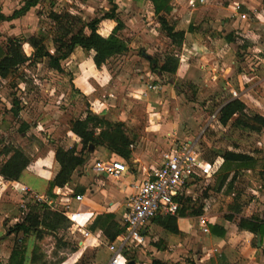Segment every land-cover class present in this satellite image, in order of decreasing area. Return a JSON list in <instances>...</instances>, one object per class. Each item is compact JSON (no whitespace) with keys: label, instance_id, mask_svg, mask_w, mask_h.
Returning a JSON list of instances; mask_svg holds the SVG:
<instances>
[{"label":"rangeland","instance_id":"rangeland-1","mask_svg":"<svg viewBox=\"0 0 264 264\" xmlns=\"http://www.w3.org/2000/svg\"><path fill=\"white\" fill-rule=\"evenodd\" d=\"M26 1L29 0H0V13L13 14L14 10L23 6ZM115 4L116 14L123 24L118 34L128 41L130 48L125 53L126 58L116 55L102 66L100 71L108 70L110 75L106 72L98 74L92 65H88L87 61L92 52L77 50L62 61L64 71L50 68L48 59H30L7 78L0 77V166L9 156L7 153L15 148L22 149L32 165L39 157H47V162L51 164L58 147L68 149L75 146L79 152L82 149L81 138L72 127L76 120L84 119L87 115L121 124L120 129L130 140V157L124 159L105 145L90 150L86 148L83 150L87 158L86 163L79 166L72 175L74 184L80 187L81 182H84L85 187L90 189L88 196L93 202L89 203L100 201L104 207L109 202L108 198H111L106 194L110 180H105L107 184L100 186L93 176L87 178L86 166L97 158H120L127 164L129 172L134 173L137 178L142 176L145 166L158 163L161 151L166 147L165 138L169 134L176 132L180 140L194 139L202 134L211 113L230 99L224 89L227 80L238 90L237 97L245 101L246 111L250 115L264 114V85H261L264 82V64H257L255 60L264 59V51H260L264 50V45H259V49L254 47L257 45L255 41L264 42V26L259 27L260 34L256 31L258 37L252 41L243 36L242 39L236 38L240 43L234 65L235 72H246L244 80L247 83L246 87H242L243 91H240L235 74L223 75L222 63L218 68L220 76L214 78L213 75H208L203 83L197 84L199 79H202L197 66L205 62L211 64L213 60L198 61L193 60L187 53L183 54L182 46L173 44L166 31L156 22L157 18L152 15L150 17L151 5H147L143 0H38L37 5L20 17L0 20V48L4 50L9 38L15 37L24 42L25 52L31 55L33 48L26 40L34 34H41L45 37L48 47L54 51L52 37L56 27L50 17L52 10L68 12L78 19L89 21L111 10ZM262 4L264 2L260 5ZM116 23L115 21V25ZM100 31L104 32L102 27ZM246 40L253 52L257 49V57L250 55L251 49L248 47L242 51ZM144 53L159 63L169 55H177L178 58H183L184 68L190 63L191 70L189 74L185 73L184 77V70H181L180 75L165 76L158 72L148 75L146 72L152 67ZM134 54L138 59H134ZM227 60L228 58L222 62ZM132 63L139 69L138 78L122 74L120 71L123 68L128 69ZM91 71L96 81L88 86L85 93L80 84L82 81L86 83L87 75L91 74ZM15 101L19 102L17 116L12 113L13 107L16 106ZM238 119L239 115H234L223 127L219 122L215 123L214 131L202 141L205 157L213 159L216 157L215 152L232 149L254 156L255 161L247 168L237 169L232 165L230 168L221 169L213 177L199 183V186L192 187V200L187 204L186 213L201 208L203 213L223 215L238 206L248 208L261 198L264 200L260 187V184H263L260 179L264 178V127L261 131H251L238 125ZM169 122L173 125L162 130V126ZM89 126L97 133L109 128L106 124L96 126L94 120L90 121ZM227 171L232 175L237 172L235 180L228 189H218L221 178ZM99 175L108 177L104 173ZM1 177L5 180L2 175ZM0 190H3V194L5 192L0 199V221L3 220L7 232L11 214H17L21 210L24 211L23 216L27 208L25 210L19 205L12 187L3 188L1 183ZM62 206L59 203L57 208L61 209ZM98 209L104 210L102 207ZM153 231L148 245L158 240L164 242L162 236L168 232L156 224ZM32 234L30 246H27L25 264H58L66 259L68 260L62 264H73L76 258L77 264H96L98 261L96 249L80 250V246H83L81 242L85 241L87 236L67 222H62V226L56 231L42 228ZM15 238L14 234L4 242L6 245L0 246L2 264L7 260L8 251L13 247L11 245ZM28 239L29 236L27 244ZM90 240L86 246H91ZM34 241L36 245L33 246ZM98 246L106 244L101 242ZM137 253L136 250L128 255Z\"/></svg>","mask_w":264,"mask_h":264},{"label":"crops","instance_id":"crops-1","mask_svg":"<svg viewBox=\"0 0 264 264\" xmlns=\"http://www.w3.org/2000/svg\"><path fill=\"white\" fill-rule=\"evenodd\" d=\"M143 1H145L147 5H151L150 17L152 15L157 18L155 14L154 4L150 0ZM262 2H264V0H169L166 3L162 13L169 17L168 19L170 23L173 24L177 30L186 31L185 39L181 45L183 54L187 53V55L193 60H213L211 64H206L205 62L197 66L198 69H200V75L202 76V79H199V82H197V84L203 83V81L206 80V76L208 75H213L214 78L220 76L221 74L219 73L218 68L222 63L223 75H227V73H230V75L235 74L238 77L237 81L240 85V91H243L242 87H246L247 83V81L244 80V74L246 72L240 70L235 72L236 68L234 65L237 48L239 47L238 44L240 43L236 40V38H241L243 36L245 39H248V41H250V39L252 41V39L258 37L257 35L259 33V27L264 26V4H262V6L260 5ZM3 14L5 16L12 15H7L5 13ZM242 14H246V17H243ZM156 22L160 25L158 18ZM103 23L106 27H108L107 29L106 27L103 28V30L105 31V35H108L113 29L115 21L106 20ZM237 35L241 36L237 37ZM255 42V44L257 45H254V47L257 49H259V45H264V42L262 41ZM244 43L245 44L242 47L244 50L242 51H245V48L247 47L249 49L252 48L250 47V45H248L249 42H247V40L244 41ZM252 49L250 50V55H254L255 57H257L255 53L257 49H254V52L252 51ZM77 50L83 51L84 49L78 46L72 54H74V52ZM92 55L93 52L89 57L90 59H88L87 61L88 65H92V68L95 69L98 74L106 72L110 75L108 70H106L105 72L100 71L102 66H105L107 62L100 68H98L93 62ZM144 55L146 56L148 61L152 57L146 55L145 53ZM134 57V59H138V56L136 54H134ZM122 58H126V55L122 54ZM227 58V61L222 62ZM257 59L258 58H255V60L258 62L257 64H261L263 66L264 59ZM189 64L190 63L186 64L188 66L187 68H184L183 58H179V67L177 69V72L173 75H180L181 70H184L183 77L185 76V73L189 74V70H191V66ZM210 69L213 71H210ZM120 71L122 74H130L129 76H133V78L140 77L138 74L139 69L134 63L129 64L128 69L123 68V70L121 69ZM154 72L155 71H153L152 69H149L146 74L151 75V73ZM163 75L166 76L172 74ZM94 80L95 77L93 76V71H91V74L87 75L86 83L84 81L81 82V90L86 93L88 86L94 84ZM226 84L227 85L224 86V89L226 90H228L230 86H233L232 82H230L229 80H227ZM261 85H264V82ZM155 115L157 116V114ZM219 124L221 123L219 122ZM170 125H173L172 122L164 124L162 126V130H166L170 127ZM220 126L223 127L225 125L221 124ZM217 156L223 157L221 154H218ZM116 159L122 160L120 158ZM47 160V157H39L38 160L36 159V161H34L35 164L33 165L30 161V164L23 170L20 179L18 180H4L0 175V179L2 178V180H0V184H3V188L10 186L13 188V190H15L16 195L14 196L20 206L22 204L23 195L18 190L17 186L26 184L36 192H38L40 195L46 196L48 200L52 202V205L54 207L53 209L62 212L65 204L69 203L72 209L92 211L93 214L90 217L89 221L86 223V228L91 231V235L85 237L86 240L81 242L83 246H80V250L86 248L96 249V260H98L96 264H107L112 254L111 250L108 247V244L110 242L119 241L118 237L120 235H118L116 239L111 240L101 228L93 229L92 225L98 214L112 213L114 215V218L110 221V223L115 222L122 227L123 216L127 207V197L135 191V186L137 185V183H139V181L146 176V173L150 169V166L154 165V163L145 166L143 168V175H140L138 178L134 173L129 172L128 170L119 179L113 178L111 176L104 177L96 174V172L92 169L93 163L96 159L93 163L86 166L85 175L87 176V178L89 176H93L95 180L100 183V186H105L107 184L105 180H110L109 184L107 185L109 188L106 190V194L111 198H108L109 202L106 207H104L100 203V201H94L93 204L89 203V201H93L90 196H88L90 189L85 187V185L83 184L84 182H81L82 186L78 187V185L74 184V180H71L62 187L55 186L53 189H50L51 181L59 171L60 165L56 161L55 157L54 160H52L51 164H49ZM223 162L224 157L219 171L221 170ZM230 179L231 177L228 179L222 189L224 187H226V189L229 188ZM260 181L263 182V184H260V187L262 188L261 192H263L264 195V178L260 179ZM4 194L3 190H0V199H2L1 197ZM75 194H82L84 196L83 200L78 201L74 199ZM189 198L191 201L192 198ZM59 203L63 205V208H57V205ZM184 204L183 208L185 206ZM100 207H102L104 210H99L98 208ZM238 209L239 212L235 211V209H231L229 210V212L223 215L220 213L212 212H202L199 215L185 213V215L183 216L179 214L177 216V225L179 228L178 233L168 231L164 226L158 223V220L156 218L151 223L149 229L146 231L145 242L143 244H136L131 242V244L126 245L123 248L122 253L128 260L134 259L136 261V264H152L153 260H157L158 264H264V237H261L259 233L255 234L248 229H242L239 227L241 216L250 217L253 215H264V200L261 198V200L257 201L255 204H250L248 208H245V206H238ZM23 213V211L19 210L17 214H11L12 216L8 221L9 224L13 226L22 218ZM227 214H233L232 219H228L226 216ZM110 223L108 225H110ZM155 224L168 233L162 236L164 242H162L163 240H158L148 245L150 237L154 234L153 230ZM209 224L224 228L226 233L223 236L212 234L209 228ZM4 228V222L3 220H1L0 246L6 245L4 242L7 241L12 235H14V233L8 234V232H6ZM77 229L79 232H81V229ZM32 238L33 234H30L27 246H30ZM88 240L91 241V243L89 244L91 246H86ZM101 242L105 243L106 246H98ZM259 242L261 243L259 244ZM13 245L14 243L11 246ZM34 245H36V241H34L33 246ZM11 250L12 248L8 251L7 260H5L3 264H8ZM136 250L138 252V256L135 254H131V256L128 255L130 253H135ZM106 258L108 260L105 262ZM66 260L59 262L58 264H62L63 262H66ZM121 260L123 264H125L124 260ZM77 263L78 260L76 258L73 264ZM0 264L2 263L0 262Z\"/></svg>","mask_w":264,"mask_h":264},{"label":"trees","instance_id":"trees-1","mask_svg":"<svg viewBox=\"0 0 264 264\" xmlns=\"http://www.w3.org/2000/svg\"><path fill=\"white\" fill-rule=\"evenodd\" d=\"M150 1L154 4L155 14L162 29L166 31L173 44L181 46L185 39L186 31L177 30L175 26L170 23L168 17L162 13L169 0ZM37 3L38 0L26 1L23 6L14 10L11 16H5L3 13H0V20H10L20 17L29 11L31 7L37 5ZM115 6L116 4L111 10L89 21L78 19L68 12L61 13L52 10L50 12V17L56 27L55 35L52 37L54 51L48 47L45 37L41 34H34L26 40L33 48L31 55L25 52L23 46L24 42L21 39L10 37L5 49L3 50L0 48V77L7 78L17 70L19 66L24 65L30 59H33V61L44 58L48 59L50 68L60 72L64 71L62 61L67 59L78 46L82 47L87 52H93L92 59L98 68L108 62L113 56L125 54L130 46L128 41L118 34V30L123 24L116 14ZM106 20H114L117 22L108 35H105L104 30V32L100 31V27H106L103 23ZM150 63L153 71L160 74L173 75L177 72L179 67V58L176 55H169L162 63L151 58ZM14 103L16 106L13 107L12 113L17 116L19 115V102L15 101ZM246 108L245 101L239 97L228 100L219 110V122L226 125L232 117L237 114L239 115V119L236 120L238 125L244 126L251 131H261L264 127V114L256 113L250 115L246 111ZM91 120L95 121L96 126L99 124H106L109 128L97 133L89 126ZM120 125L121 124L118 122H112L106 119L103 120L95 115H87L84 119L76 120L73 125V131L81 138L82 149L79 152L76 150L75 146L68 149L63 147L55 149V158L60 164V169L51 181V189L55 186L62 187L72 180L74 171L79 166L86 163L87 158L83 154V150L86 148L90 150L97 146L105 145L122 158L128 159L130 157V150L128 149L130 140L128 136L122 132ZM23 128L25 129V126ZM6 151H4V153H6ZM215 153L216 156L221 154L224 157L221 169L230 168L232 165H235L237 169L240 167L247 168L256 159L250 154L234 150H224L221 153ZM7 154H9V156L0 166V174L5 179L12 181L18 180L31 160L28 155L19 148H15ZM236 175L237 172L232 175L231 172L227 171V173L222 176L218 189H222L230 177L229 187H231ZM189 201V197L185 199V206L180 212L181 216L185 215ZM234 209L239 212L238 207ZM202 212L203 210L200 208L194 210L192 214L199 215ZM226 216L228 219H232L233 214H227ZM113 218L114 215L112 213L98 214L92 228H101L111 240H114L124 229L115 222L110 223ZM157 220L158 223L164 226L168 231L178 233L177 216L168 215L158 217ZM62 222L71 224L69 219L61 211L53 209L46 202H29L27 212H25L18 222L10 226L7 230L8 234L14 233L16 237L8 264H25L27 237L42 228L56 231L62 226ZM109 223L110 225H108ZM239 227L248 229L255 234L259 233L261 237H264V215H253L250 217L241 216ZM209 228L211 233L217 236H223L226 233L225 229L220 226L209 224ZM152 264H158V261L153 260Z\"/></svg>","mask_w":264,"mask_h":264},{"label":"built area","instance_id":"built-area-1","mask_svg":"<svg viewBox=\"0 0 264 264\" xmlns=\"http://www.w3.org/2000/svg\"><path fill=\"white\" fill-rule=\"evenodd\" d=\"M242 16L246 17V14ZM227 93L230 99L238 96L235 88L230 87ZM220 108L211 113L207 126L199 137L180 140L177 133L173 132L165 138L166 147L162 149L158 163L150 166L146 176L137 183L135 191L128 197L122 222L124 230L118 237L119 241L108 244L112 254L107 264H119L121 259L126 264L128 259L122 253L123 248L131 242L143 244L146 231L156 218L178 216L185 199L192 197V187L199 186V183L219 171L223 157L206 158L202 141L214 131L215 123L219 122ZM92 169L96 174L104 173L119 179L128 171V166L123 160L99 158L93 163ZM17 188L25 197L21 204L25 210L27 203L33 201H44L54 208L46 196L40 195L28 185L21 184ZM83 197L82 194L74 195V199L78 201H82ZM62 212L71 225L81 229L84 235H91L86 223L92 216V211L71 209L69 203H66Z\"/></svg>","mask_w":264,"mask_h":264},{"label":"water","instance_id":"water-1","mask_svg":"<svg viewBox=\"0 0 264 264\" xmlns=\"http://www.w3.org/2000/svg\"><path fill=\"white\" fill-rule=\"evenodd\" d=\"M261 242H259L260 244ZM127 264H136V261L134 259H130L127 261Z\"/></svg>","mask_w":264,"mask_h":264},{"label":"bare ground","instance_id":"bare-ground-1","mask_svg":"<svg viewBox=\"0 0 264 264\" xmlns=\"http://www.w3.org/2000/svg\"><path fill=\"white\" fill-rule=\"evenodd\" d=\"M119 264H123L122 260L119 262Z\"/></svg>","mask_w":264,"mask_h":264}]
</instances>
